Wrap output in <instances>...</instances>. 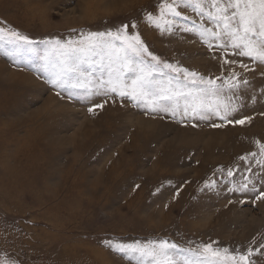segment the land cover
I'll use <instances>...</instances> for the list:
<instances>
[{"label": "rangeland", "instance_id": "rangeland-1", "mask_svg": "<svg viewBox=\"0 0 264 264\" xmlns=\"http://www.w3.org/2000/svg\"><path fill=\"white\" fill-rule=\"evenodd\" d=\"M164 2L0 0V29L36 42L29 49L0 36V259L137 264L116 245L167 240L211 257L198 246L245 253L264 244V197L257 198L264 190L257 144H264V67L210 48L197 26L217 28L215 22L188 4L179 17L162 16ZM126 24V33L138 35L162 62L153 72L162 87L184 82L165 62L206 79L230 72L247 79L233 97L239 111L230 119L249 120L184 117L182 110L173 116L105 94L99 81L108 79L106 53L93 57L105 56L103 67L83 65L84 87L49 83L57 69L42 41H79ZM232 59L237 63L224 64ZM250 260L264 264V250Z\"/></svg>", "mask_w": 264, "mask_h": 264}, {"label": "snow or ice", "instance_id": "snow-or-ice-1", "mask_svg": "<svg viewBox=\"0 0 264 264\" xmlns=\"http://www.w3.org/2000/svg\"><path fill=\"white\" fill-rule=\"evenodd\" d=\"M205 3L206 0H171L170 3L165 0L160 5V11L162 16L168 14L179 17L180 6L185 4L192 6L200 11L202 16L207 15L218 28L217 30V28L197 26L200 37L209 44L210 48L215 44L222 51L231 50L237 56L248 57L253 63L264 67V0H210L206 13L203 11ZM147 19L151 22L152 15L149 14ZM128 28L129 25L126 24L115 32H88L82 35L79 41L60 39L42 41L47 46L48 57L52 59L57 69L49 83L59 86L70 83L72 87H84L87 82V71L83 65L97 64L103 67L105 56H101L99 61L93 57L106 53L108 79L99 81L105 89V94L116 93L123 98L143 103L150 111H171L173 116L182 110L184 117L191 114L198 119L218 118L225 123L240 125L249 120L248 117L230 119L239 111L238 106L231 107L233 97L242 86L248 85L247 79H238L239 74L235 72H230L227 77L206 79L195 72L165 62L163 68L174 73H183L184 82L180 83L178 78L175 88L162 87L153 77V72L162 62L148 51L138 35H128L126 33ZM131 28L135 29L136 25L132 24ZM3 35L11 36L14 43L26 45L29 49H32L36 43L17 31L10 30L5 33L0 29V36ZM147 57L151 59L148 60ZM229 63L236 64L237 61L224 60V64ZM241 67L245 71L249 70L247 65L242 64ZM129 74H132L130 84ZM188 77L193 79L188 80ZM217 79H222V83L217 84ZM169 84L171 85V82ZM257 144L261 154L264 155V144H260L259 141ZM258 163L264 168V162L258 161ZM248 171L251 169L249 168ZM232 175L233 172L229 170L228 176L232 177ZM211 186L206 184V187ZM246 186L242 184L240 188ZM260 197H264V190L257 198ZM108 246L112 247V245ZM198 247L202 248L204 253L211 252V257L202 256L197 249H185L167 240L147 243L136 241L116 245L119 252L136 256L137 264H254L250 257L254 252L259 253L264 250V244L255 250L249 248L245 253L219 247L213 250L212 244H201ZM0 264H9V262L0 259ZM11 264H25V262L12 261Z\"/></svg>", "mask_w": 264, "mask_h": 264}]
</instances>
